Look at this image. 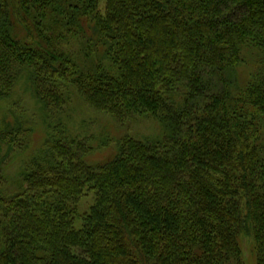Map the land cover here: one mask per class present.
Here are the masks:
<instances>
[{
	"label": "trees",
	"instance_id": "16d2710c",
	"mask_svg": "<svg viewBox=\"0 0 264 264\" xmlns=\"http://www.w3.org/2000/svg\"><path fill=\"white\" fill-rule=\"evenodd\" d=\"M74 100L124 129L107 160ZM0 149V264H246L244 233L264 264V0H0Z\"/></svg>",
	"mask_w": 264,
	"mask_h": 264
},
{
	"label": "rangeland",
	"instance_id": "374dc122",
	"mask_svg": "<svg viewBox=\"0 0 264 264\" xmlns=\"http://www.w3.org/2000/svg\"><path fill=\"white\" fill-rule=\"evenodd\" d=\"M244 56L246 61L243 62L239 69V74H241L242 78L251 72L255 66V59L258 58L256 51L252 54L251 51L245 50ZM12 103L19 107V112L23 117L26 119L32 118L37 126H39L38 124H42V118L39 115L36 103L28 94H23L20 91L17 92ZM67 109L68 112L64 115V123L67 130L73 135L88 138L95 148L89 156L90 161L102 162L107 160L110 155L115 154L117 140L121 137L124 129H121L111 116L89 109L77 100H74V103H71ZM126 131L133 132L139 137L154 136L161 132V125L155 119L141 117L126 127ZM40 137L41 135L37 134L34 142L37 143L36 140ZM4 152L5 150L1 151L0 149V164H2V154ZM24 156V154H16L15 152L5 160V163L10 164L8 170L11 174L20 168L21 162L27 155ZM15 157L17 161L13 163ZM12 163L13 165L11 166ZM3 170L5 171L6 169L4 168ZM92 203L93 196H85L80 203L81 212L83 213L88 210ZM81 221L80 218L77 219L76 224L80 225ZM240 242L244 262L246 264H258L254 236L244 233L240 237Z\"/></svg>",
	"mask_w": 264,
	"mask_h": 264
}]
</instances>
